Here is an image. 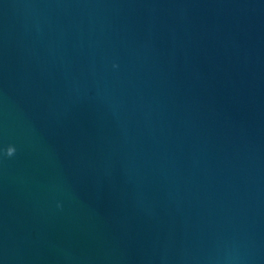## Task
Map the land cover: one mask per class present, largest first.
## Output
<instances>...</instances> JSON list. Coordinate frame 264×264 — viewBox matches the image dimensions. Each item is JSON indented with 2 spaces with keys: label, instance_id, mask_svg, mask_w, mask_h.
I'll use <instances>...</instances> for the list:
<instances>
[{
  "label": "water",
  "instance_id": "1",
  "mask_svg": "<svg viewBox=\"0 0 264 264\" xmlns=\"http://www.w3.org/2000/svg\"><path fill=\"white\" fill-rule=\"evenodd\" d=\"M0 264H264V0H0Z\"/></svg>",
  "mask_w": 264,
  "mask_h": 264
},
{
  "label": "clouds",
  "instance_id": "2",
  "mask_svg": "<svg viewBox=\"0 0 264 264\" xmlns=\"http://www.w3.org/2000/svg\"><path fill=\"white\" fill-rule=\"evenodd\" d=\"M14 152H15V148L12 146H9V148L7 149V154L11 156L12 154H14Z\"/></svg>",
  "mask_w": 264,
  "mask_h": 264
}]
</instances>
